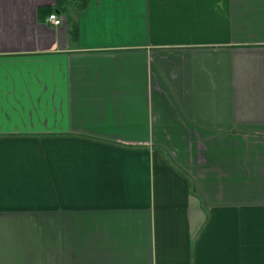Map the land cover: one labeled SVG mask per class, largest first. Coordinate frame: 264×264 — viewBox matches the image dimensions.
<instances>
[{"label":"crops","instance_id":"1","mask_svg":"<svg viewBox=\"0 0 264 264\" xmlns=\"http://www.w3.org/2000/svg\"><path fill=\"white\" fill-rule=\"evenodd\" d=\"M0 264H264V0H0Z\"/></svg>","mask_w":264,"mask_h":264},{"label":"built area","instance_id":"2","mask_svg":"<svg viewBox=\"0 0 264 264\" xmlns=\"http://www.w3.org/2000/svg\"><path fill=\"white\" fill-rule=\"evenodd\" d=\"M47 21L51 25L57 26V27L61 26V24H62L61 18L58 15L54 14V13H51V14L48 15Z\"/></svg>","mask_w":264,"mask_h":264},{"label":"trees","instance_id":"3","mask_svg":"<svg viewBox=\"0 0 264 264\" xmlns=\"http://www.w3.org/2000/svg\"><path fill=\"white\" fill-rule=\"evenodd\" d=\"M51 12H49V14H50Z\"/></svg>","mask_w":264,"mask_h":264}]
</instances>
